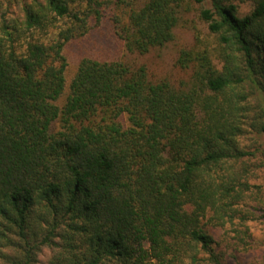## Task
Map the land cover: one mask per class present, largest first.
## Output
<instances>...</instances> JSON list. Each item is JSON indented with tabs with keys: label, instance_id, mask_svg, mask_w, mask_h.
Here are the masks:
<instances>
[{
	"label": "trees",
	"instance_id": "obj_1",
	"mask_svg": "<svg viewBox=\"0 0 264 264\" xmlns=\"http://www.w3.org/2000/svg\"><path fill=\"white\" fill-rule=\"evenodd\" d=\"M206 3L188 82L92 58L68 82L104 20L145 55ZM262 139L264 0H0V264H241Z\"/></svg>",
	"mask_w": 264,
	"mask_h": 264
},
{
	"label": "rangeland",
	"instance_id": "obj_2",
	"mask_svg": "<svg viewBox=\"0 0 264 264\" xmlns=\"http://www.w3.org/2000/svg\"><path fill=\"white\" fill-rule=\"evenodd\" d=\"M203 8L209 9L210 5L208 3L203 7L196 5L193 12L184 14L180 24L175 29L174 41L162 49H153L145 55L129 53L124 42L116 35L112 24L108 20H104L98 28L92 30L87 36L67 44L65 54L69 62L68 82L74 76L83 58L101 61L120 60L134 69L145 66L149 80L153 83L166 80L174 86H179L181 82H188L193 72L191 69L185 70L178 66L177 61L181 51L195 47L197 33L211 44L214 42L207 23L200 17V11ZM252 8L251 1L240 4L242 15L249 13ZM67 94L68 91L61 99V104ZM260 143L264 145V139ZM261 151L262 153L257 154L253 160L254 164L264 163V150ZM250 183L257 186L253 191L261 200L260 205L255 201L252 204L257 206V210L261 207L264 208V167L259 166V169H256ZM248 225L252 235L250 248L247 251L236 253L238 261L241 264H264V209L258 210L257 217L248 222ZM222 236L221 233L218 238H222ZM231 260L229 264H236L234 259Z\"/></svg>",
	"mask_w": 264,
	"mask_h": 264
}]
</instances>
